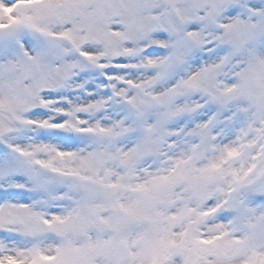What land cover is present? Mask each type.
I'll list each match as a JSON object with an SVG mask.
<instances>
[{"label": "snow or ice", "instance_id": "obj_1", "mask_svg": "<svg viewBox=\"0 0 264 264\" xmlns=\"http://www.w3.org/2000/svg\"><path fill=\"white\" fill-rule=\"evenodd\" d=\"M0 264H264V0H0Z\"/></svg>", "mask_w": 264, "mask_h": 264}]
</instances>
